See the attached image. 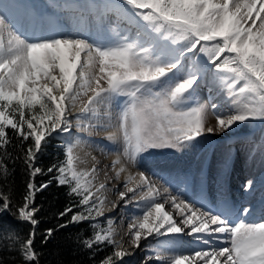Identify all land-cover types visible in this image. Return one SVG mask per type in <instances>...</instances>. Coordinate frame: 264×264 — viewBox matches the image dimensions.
I'll return each mask as SVG.
<instances>
[{
    "label": "snow or ice",
    "instance_id": "snow-or-ice-1",
    "mask_svg": "<svg viewBox=\"0 0 264 264\" xmlns=\"http://www.w3.org/2000/svg\"><path fill=\"white\" fill-rule=\"evenodd\" d=\"M10 7L0 0V148L10 143L9 130L23 141L30 140L25 162L32 177L43 171L34 162L47 137L70 133L71 108L81 96L87 97L76 119L82 131L85 119L89 127H102L91 123L99 122L101 107L111 124L113 103L125 98L118 105L114 125L122 148L112 162L117 180L128 171L121 157L135 164L153 150L193 146L205 132H214L205 127L207 106L188 103L206 75L219 80L231 102L228 115H217L216 127L223 131L238 123L258 121L264 135V0H94L81 6L71 30L58 31L43 17L27 20L41 32L35 39L10 22L5 15ZM93 29L97 34L110 33L114 39L90 42L85 37ZM187 53L199 57L192 59ZM216 107L212 105L213 110ZM107 139L114 141L115 133H109ZM260 147L264 149V142ZM84 163L69 144L64 161L48 169H56L54 179L68 186L69 194L79 197L78 204L84 207L61 228L104 215V198L97 193L105 185L94 183L96 167H79ZM230 167L228 154L220 161L219 171L224 173ZM0 169L7 172L2 161ZM136 175L138 181L129 172L123 183L125 191L118 193L120 200L131 203L139 189L145 205L143 214L129 225L134 247L154 233L183 232L182 224L191 233L227 234V246L197 251L193 256L157 253L156 259L163 264H264V222L232 225L226 214L201 212L169 196L167 201L183 216L178 224L165 204L157 202L159 190L143 172ZM133 181L135 185L130 186ZM47 187L43 184L37 189L29 182L25 202L18 208L17 218L33 226L20 244L27 264L38 261L34 250L37 209L31 203L35 191ZM247 187L252 188V181ZM129 193L132 196L126 200ZM0 200V211H7L9 198L0 195ZM236 211L251 215L253 210L242 207ZM70 213L71 207L60 215ZM107 223L106 228L91 224L93 236L83 244L89 249L113 245L112 255L101 264H125L124 257L130 253L114 239L112 220ZM52 234L48 229L45 240Z\"/></svg>",
    "mask_w": 264,
    "mask_h": 264
},
{
    "label": "bare ground",
    "instance_id": "bare-ground-1",
    "mask_svg": "<svg viewBox=\"0 0 264 264\" xmlns=\"http://www.w3.org/2000/svg\"><path fill=\"white\" fill-rule=\"evenodd\" d=\"M3 2L11 4V7L5 12L10 22L20 28L30 39L37 38L41 35V32L38 28H33L26 23L27 20L43 17L46 21H51L53 26L62 32L71 30L76 25L80 10H82V5L71 2L62 3L63 1L60 2V4H63V7L60 8H58L59 4L56 7H48L30 0H3ZM84 5H87V3ZM73 9L77 10L73 11ZM85 38H88L90 42H109L114 39L113 36L97 34L94 29ZM187 56L194 59L192 54H187ZM192 97L191 102L207 106L208 113L205 127L215 129L214 132H205L203 136L197 138L193 146L179 149L153 150L150 153H146L135 164L128 163L121 157L122 163L126 164L128 171L122 173L120 179L117 180L112 168V162L119 155L116 153L117 149L119 148L120 152L122 150L119 132L114 127L115 122L113 119L111 124H109L107 117L103 115L104 112H101L99 122L92 120L91 123H99L102 127H90L89 133L82 135L87 148L84 149L79 146L75 151V154L85 161L79 167H96V173L99 174V177L96 178L98 185H105V188L101 190V195L110 203L118 204L115 212H113L114 210H109L107 214L115 215L118 212L114 222L115 225L119 224V220L122 219L125 226H127V229L123 226L119 231H115L119 242H122L123 245L129 244L127 248H122L127 252L132 251L131 255L124 257V262L126 263L133 264L134 260L145 258L146 262L144 264H163V262L156 259L157 253L164 256H193L195 252L207 251L209 247V244L199 240L201 238L211 241V249L227 246L225 244V241L228 240L227 234H221L225 236V240H219L218 237H212L214 233H191L189 227L181 224L183 216L180 211L175 209L170 201H167L169 196L177 197V202L180 200L184 202L192 200V203L194 202L193 196H201V200L197 201L202 204V208L200 207L201 212H211L214 215H217V213H213L214 203L224 201L222 203V208L224 209L222 212L226 213L232 225L240 221L246 223L264 222V211H262V208H264V179L261 184L248 191L252 192L253 196L259 197L261 201V204L257 206L256 210L252 211L251 215L237 214L236 211L242 207L249 206L252 201L251 198L249 201L240 203L234 200V198L238 197V194H241L238 190H240L241 186H245V180L253 177L257 171L261 174L263 173L262 176H264V149L260 147L261 143L264 142V135H262V129L257 128L259 122L238 123L231 129L223 131L218 129L216 127V117L217 115H228L231 102L219 80H213L210 75L200 79L199 86ZM86 100L87 97L77 99L76 106ZM213 104L217 106L215 110L212 108ZM109 133H115L116 139L114 141L107 139ZM228 154H230V169L232 170L230 175H228L229 169L224 173L219 171L220 161ZM116 167L118 168L119 165ZM254 170H256L255 173H251ZM129 172L136 177L137 181L139 180L137 173L143 172L147 176L148 180L159 190L157 202L165 204V210L173 215L178 224L184 227L183 232L169 233L166 236H158L154 233L152 236L142 239L138 248L134 247L129 233V225L134 222V217L122 218L120 212L128 208L133 210L136 217L141 216L145 210V205L139 199L141 194L139 189L136 193L137 199L132 200L131 203H125L119 198L118 193L125 191L123 183ZM214 183L223 185V189L228 194L226 196V193H220L216 199L209 197V202L207 203L208 200L205 196L208 195L209 190H213L212 195L214 197L217 196V192H220L216 189ZM134 185L135 181L130 186ZM131 196L132 193H129L125 199H129ZM140 248L144 252H140Z\"/></svg>",
    "mask_w": 264,
    "mask_h": 264
},
{
    "label": "trees",
    "instance_id": "trees-1",
    "mask_svg": "<svg viewBox=\"0 0 264 264\" xmlns=\"http://www.w3.org/2000/svg\"><path fill=\"white\" fill-rule=\"evenodd\" d=\"M8 134L10 143L5 148H0V161L7 169L6 173L0 169V195L7 196L10 202L7 211H0V264H27L20 244L28 238L33 226L17 217L18 208L23 206L24 198L28 194L29 182L34 183L37 189L43 184H48L47 188L35 191L31 203V206L37 209L35 219L38 223L34 226L37 264H101L105 257L112 255L113 246L100 244L89 249L83 244L85 239L93 236L91 224L99 223L105 228L106 223L100 217L93 221L59 227L66 224L72 214L84 211V207L78 204L79 197L70 195L68 186H61L54 179V176L58 175L56 169L48 171L64 161L67 148L64 141L54 134L47 137V143L34 162V165L43 171L32 177L25 162V151L31 141H23L11 130ZM2 203L0 200V205ZM69 207L72 208V213L61 216L60 213ZM48 229H52L53 234L45 240Z\"/></svg>",
    "mask_w": 264,
    "mask_h": 264
},
{
    "label": "rangeland",
    "instance_id": "rangeland-1",
    "mask_svg": "<svg viewBox=\"0 0 264 264\" xmlns=\"http://www.w3.org/2000/svg\"><path fill=\"white\" fill-rule=\"evenodd\" d=\"M30 1H33V2H37V4H41L42 6H54V7H56V6H58V4L60 5L58 8H60V7H63V4L62 3H65V2H71V3H75V4H79V5H84L85 3H87V4H91V3H93L94 1L93 0H30ZM63 1V2H62ZM60 2H62L61 4H60ZM103 36H112L110 33H107V32H104V33H101ZM187 54H191V53H187ZM186 54V55H187ZM199 57V54H197V56L196 57H193L194 59H197ZM158 90V89H157ZM89 94H91V93H89ZM84 96H81V97H79V98H83ZM78 98V99H79ZM123 99H125V98H123V97H121V98H118L114 103H113V105H112V107H111V112H112V115H113V121L116 123V119H115V115H116V112L118 111V105L119 104H121L122 103V101H123ZM193 99V97H191L190 98V100H189V105L190 106H195V104H197V102H191V100ZM82 106V104H80V105H78L77 107L75 106L74 108H71V112H70V115H71V113H73V111L75 110V111H79L80 110V107ZM102 108V110H101V112H105L106 111V109L104 108V107H101ZM69 120L71 121V123H72V127H71V131H70V133H63V132H60V133H53L54 135H56V137H59V138H61L63 141H64V144L66 145V146H68L69 144H71V145H73V151H74V153H75V151H76V149H77V147H79L80 146V148H87V146H86V143H85V140L82 138V135H85L86 133H89V130H90V127L88 126V122H89V120L88 119H85L84 120V122H83V124L81 125V127L84 129L83 130V134H79V133H77V131H75L73 128H76L75 126H74V124H75V121L73 120V117L72 116H69ZM251 125H253V123H251ZM257 128H261V125H260V122H259V125H258V127ZM78 130L79 131H82V130H80L79 128H78ZM116 153L117 154H119L120 153V149L118 148L117 149V151H116ZM91 159H92V157H90ZM35 167H36V165H34ZM83 168H87V167H83ZM95 176H96V178H98L99 177V174H97V173H95ZM94 183L98 186V182H97V179H95V181H94ZM97 195H99L100 197H102V198H104V196H102L101 195V191L99 192V193H97ZM192 201V200H191ZM190 200H188V201H185V202H187L188 204H191V205H194L195 206V208H198V209H200L201 210V208H200V206H198V204H196L195 202H191ZM117 208H118V204H116V203H110L108 200H106L105 198H104V215L103 216H100V219L104 222V223H106L105 225V228L106 227H108V223H107V221L109 220V219H111L112 220V228L114 229V227H115V229H114V232L115 231H119L120 229H121V227H123L124 226V228L125 229H127V226H125V224H124V222L122 221V219H120L119 221H120V223L119 224H116L115 225V219L117 218V215H118V212H116V214L115 215H110V213L109 214H107V212L109 211V210H114L113 212H115L116 210H117ZM36 209V208H35ZM120 214L122 215V218H127L128 216H132V217H134V219H135V215H134V213H133V210H131V209H128V208H126V209H123L121 212H120ZM221 234H216V233H214V236H212V237H218L219 238V240H225V236L224 235H221ZM114 239L118 242V244H120L122 247H125V248H127L128 247V245L129 244H127V245H123V243L122 242H119V240H118V237H117V235H116V233H115V236H114ZM199 240H202L203 242L205 241V240H207V241H209V247H208V249L207 250H211V241L209 240V239H199ZM113 246V245H112ZM113 249H114V246H113ZM214 249V248H213ZM115 250V249H114ZM140 252H144L143 251V249L142 248H140ZM130 253V255L132 254V251H130L129 252ZM146 262V259L145 258H142V259H138V260H134V263L133 264H144ZM125 264H130V263H126L125 262Z\"/></svg>",
    "mask_w": 264,
    "mask_h": 264
}]
</instances>
